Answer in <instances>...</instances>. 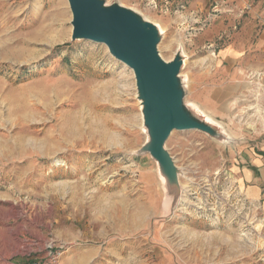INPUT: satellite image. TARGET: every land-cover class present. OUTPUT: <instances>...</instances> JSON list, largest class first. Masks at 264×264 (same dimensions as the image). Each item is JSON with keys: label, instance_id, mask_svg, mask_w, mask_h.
<instances>
[{"label": "rangeland", "instance_id": "374dc122", "mask_svg": "<svg viewBox=\"0 0 264 264\" xmlns=\"http://www.w3.org/2000/svg\"><path fill=\"white\" fill-rule=\"evenodd\" d=\"M113 2L161 30L165 61L180 52L184 104L223 133L171 132L181 191L170 209L155 160L140 153L132 70L105 44L71 39L67 0H0V184L18 187L2 204L27 225L0 247L24 261L51 251V264L77 244L99 264H264V211L240 179L264 145V91L255 84L245 99L221 56L257 41L264 0Z\"/></svg>", "mask_w": 264, "mask_h": 264}, {"label": "water", "instance_id": "95a60500", "mask_svg": "<svg viewBox=\"0 0 264 264\" xmlns=\"http://www.w3.org/2000/svg\"><path fill=\"white\" fill-rule=\"evenodd\" d=\"M67 1L72 15L71 39L105 44L115 59L132 70L142 127L148 135L140 153L147 152L155 160L167 190L165 203L172 209L181 188L179 169L165 147L169 135L174 130H200L217 137L223 131L214 127L207 116L198 117L189 110V104H184L179 75L183 56L178 51L170 61L160 56L157 43L162 32L155 24L116 2L107 5L105 0Z\"/></svg>", "mask_w": 264, "mask_h": 264}, {"label": "crops", "instance_id": "0c3cea01", "mask_svg": "<svg viewBox=\"0 0 264 264\" xmlns=\"http://www.w3.org/2000/svg\"><path fill=\"white\" fill-rule=\"evenodd\" d=\"M261 30L257 41L247 40L242 44L229 43L221 51L222 60L226 63L230 73L229 76L238 79V89L244 90L243 97L245 99L256 95L255 84L260 85L261 90L264 91V28ZM259 102L261 109L264 110L263 95L260 96ZM260 120L259 124H262L264 117H261ZM262 142L264 143V140ZM249 157V165L242 169L241 184L247 197L258 202L264 211V145L259 148L257 153L250 154ZM17 188L12 184H0V237L5 236L4 234L7 232L9 233L8 238L10 235L13 238L14 234L18 236L27 228V225H22V222L25 224V221H22L19 215H11L8 213L9 211L4 212L5 207L2 203L9 201L13 197L10 190ZM2 245L3 247H0V264H17L25 260L22 257L13 258L12 254L16 253V248L12 244L10 245V242L8 245ZM96 258V248L77 244L70 249L68 255L62 258L61 264H91L92 261H94L93 264H99L95 262Z\"/></svg>", "mask_w": 264, "mask_h": 264}, {"label": "built area", "instance_id": "2783aa9c", "mask_svg": "<svg viewBox=\"0 0 264 264\" xmlns=\"http://www.w3.org/2000/svg\"><path fill=\"white\" fill-rule=\"evenodd\" d=\"M56 256L57 255L55 253H51V251H49L48 260H45V259H29L22 264H51L52 262L56 261Z\"/></svg>", "mask_w": 264, "mask_h": 264}]
</instances>
